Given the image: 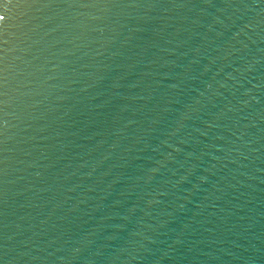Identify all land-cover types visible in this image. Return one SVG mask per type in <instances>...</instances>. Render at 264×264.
<instances>
[{
	"label": "water",
	"instance_id": "water-1",
	"mask_svg": "<svg viewBox=\"0 0 264 264\" xmlns=\"http://www.w3.org/2000/svg\"><path fill=\"white\" fill-rule=\"evenodd\" d=\"M0 264H264V0H0Z\"/></svg>",
	"mask_w": 264,
	"mask_h": 264
}]
</instances>
